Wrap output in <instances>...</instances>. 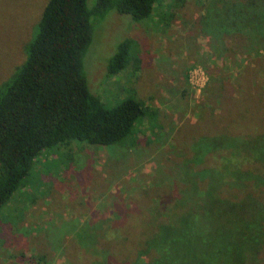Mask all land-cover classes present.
Returning a JSON list of instances; mask_svg holds the SVG:
<instances>
[{
    "label": "rangeland",
    "instance_id": "1",
    "mask_svg": "<svg viewBox=\"0 0 264 264\" xmlns=\"http://www.w3.org/2000/svg\"><path fill=\"white\" fill-rule=\"evenodd\" d=\"M47 2L0 0V91L24 63ZM154 10L140 21L116 10L93 16L82 60L90 90L107 108L136 97L152 113L119 143L71 140L43 150L0 208V264H122L71 253L66 240L85 242L93 233L96 242L88 226L142 209V196L158 205L147 190L184 186L189 172L210 183L208 195L202 184L195 189L209 245L228 243V264H264V0H159ZM128 39V66L110 73Z\"/></svg>",
    "mask_w": 264,
    "mask_h": 264
},
{
    "label": "trees",
    "instance_id": "2",
    "mask_svg": "<svg viewBox=\"0 0 264 264\" xmlns=\"http://www.w3.org/2000/svg\"><path fill=\"white\" fill-rule=\"evenodd\" d=\"M158 1L97 0L89 7L88 0H48L24 63L0 91V208L21 186L43 150L71 140L96 145L119 143L140 118L152 113L136 97L107 108L90 90L82 60L93 39V16L105 18L116 10L140 21L155 11ZM241 12L242 19L240 14L234 18L237 30L246 19L245 8ZM257 25H261L260 19ZM132 43L128 39L119 45L108 66L110 73L128 66ZM187 138L194 137L188 133ZM195 174L188 173L190 181L182 179L184 186L179 181L148 189L149 196L160 199L154 207L147 195L142 196V209H127L107 219L105 225L88 226L86 229L97 235L96 242L93 233L85 242L71 235L66 240L67 251L90 260L106 255L112 262L117 257V263L122 264L134 257V264H141L138 259L143 257H148L143 264H228V243L221 240V244L210 246L204 234L208 215L199 208L202 193L195 189L202 184L206 188L203 194L208 195L210 183L202 179L197 183ZM205 174L200 173L202 178ZM190 185L192 192L188 191ZM203 220L207 224L201 226ZM226 237L224 234L228 241ZM215 253L216 262L212 260ZM41 259L46 261L45 254Z\"/></svg>",
    "mask_w": 264,
    "mask_h": 264
},
{
    "label": "built area",
    "instance_id": "3",
    "mask_svg": "<svg viewBox=\"0 0 264 264\" xmlns=\"http://www.w3.org/2000/svg\"><path fill=\"white\" fill-rule=\"evenodd\" d=\"M195 77H198V79L202 80V70L201 69H196L194 72Z\"/></svg>",
    "mask_w": 264,
    "mask_h": 264
}]
</instances>
